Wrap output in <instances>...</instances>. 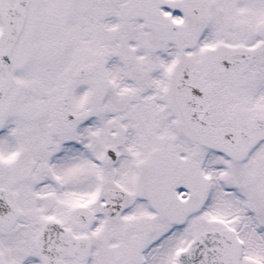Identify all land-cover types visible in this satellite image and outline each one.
<instances>
[{"label": "snow or ice", "instance_id": "6c2138e0", "mask_svg": "<svg viewBox=\"0 0 264 264\" xmlns=\"http://www.w3.org/2000/svg\"><path fill=\"white\" fill-rule=\"evenodd\" d=\"M0 264H264V0H0Z\"/></svg>", "mask_w": 264, "mask_h": 264}]
</instances>
